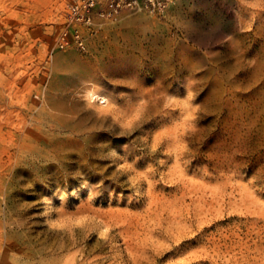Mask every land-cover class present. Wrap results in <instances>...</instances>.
<instances>
[{
    "label": "rangeland",
    "instance_id": "obj_1",
    "mask_svg": "<svg viewBox=\"0 0 264 264\" xmlns=\"http://www.w3.org/2000/svg\"><path fill=\"white\" fill-rule=\"evenodd\" d=\"M68 2L0 0V264H264V0Z\"/></svg>",
    "mask_w": 264,
    "mask_h": 264
},
{
    "label": "built area",
    "instance_id": "obj_2",
    "mask_svg": "<svg viewBox=\"0 0 264 264\" xmlns=\"http://www.w3.org/2000/svg\"><path fill=\"white\" fill-rule=\"evenodd\" d=\"M177 0H69L57 47L62 50L88 49L89 36L104 22L123 15L146 13L163 17Z\"/></svg>",
    "mask_w": 264,
    "mask_h": 264
},
{
    "label": "bare ground",
    "instance_id": "obj_3",
    "mask_svg": "<svg viewBox=\"0 0 264 264\" xmlns=\"http://www.w3.org/2000/svg\"><path fill=\"white\" fill-rule=\"evenodd\" d=\"M90 99L91 101H98L101 104L107 102V98L104 95L98 93H92Z\"/></svg>",
    "mask_w": 264,
    "mask_h": 264
}]
</instances>
